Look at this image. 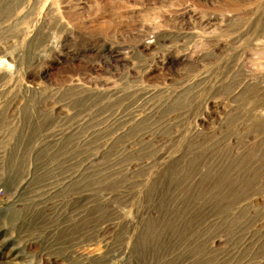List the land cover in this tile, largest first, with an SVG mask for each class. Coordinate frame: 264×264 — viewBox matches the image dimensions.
<instances>
[{
  "label": "rangeland",
  "instance_id": "1",
  "mask_svg": "<svg viewBox=\"0 0 264 264\" xmlns=\"http://www.w3.org/2000/svg\"><path fill=\"white\" fill-rule=\"evenodd\" d=\"M41 261L264 264V0H0V264Z\"/></svg>",
  "mask_w": 264,
  "mask_h": 264
},
{
  "label": "built area",
  "instance_id": "2",
  "mask_svg": "<svg viewBox=\"0 0 264 264\" xmlns=\"http://www.w3.org/2000/svg\"><path fill=\"white\" fill-rule=\"evenodd\" d=\"M41 263H42V261H41ZM60 263L66 264V263H64L63 261H61ZM42 264H43V263H42Z\"/></svg>",
  "mask_w": 264,
  "mask_h": 264
},
{
  "label": "bare ground",
  "instance_id": "3",
  "mask_svg": "<svg viewBox=\"0 0 264 264\" xmlns=\"http://www.w3.org/2000/svg\"><path fill=\"white\" fill-rule=\"evenodd\" d=\"M152 234V233H151ZM145 237V236H144ZM152 238V237H151ZM147 239V238H146ZM153 240V239H152ZM142 241V240H141ZM149 242V241H148ZM143 247V246H142Z\"/></svg>",
  "mask_w": 264,
  "mask_h": 264
}]
</instances>
